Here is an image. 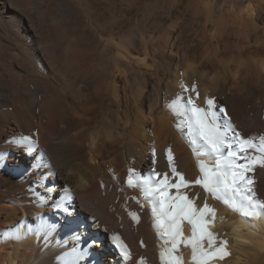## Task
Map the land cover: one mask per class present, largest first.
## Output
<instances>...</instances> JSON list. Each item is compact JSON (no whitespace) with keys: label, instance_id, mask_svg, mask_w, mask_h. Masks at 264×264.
<instances>
[{"label":"bare ground","instance_id":"obj_1","mask_svg":"<svg viewBox=\"0 0 264 264\" xmlns=\"http://www.w3.org/2000/svg\"><path fill=\"white\" fill-rule=\"evenodd\" d=\"M193 85L199 107L214 97L243 137L264 135V0H0V264H93L92 250L103 264H168L169 253L193 264L187 220L173 249L128 183L130 168L147 174L153 149L157 171H170V148L188 181L202 178L200 161L214 166L194 154L187 125L177 127L185 117L169 107L195 98ZM21 136L37 150L10 143ZM256 181L264 201V167ZM181 191L203 196L200 185ZM70 192V214L54 210ZM208 203L218 217L210 230L231 241L226 264H264V218L252 227L221 201ZM68 216L100 241L63 238Z\"/></svg>","mask_w":264,"mask_h":264},{"label":"snow or ice","instance_id":"obj_2","mask_svg":"<svg viewBox=\"0 0 264 264\" xmlns=\"http://www.w3.org/2000/svg\"><path fill=\"white\" fill-rule=\"evenodd\" d=\"M191 91L196 93L195 98L191 95L177 97L169 107L175 114L185 117V120L177 127L183 131L182 125H187L186 135L191 137L189 142L193 145L194 154L198 157L204 154L211 155L215 161L214 166L209 169L203 161H200L202 178L188 181L174 166L175 161L170 148L167 150L170 171H157L153 149L147 174L137 173L130 168L128 183L130 186H139L144 198L149 200L158 233L161 228H164V235L171 241L173 249L181 243L179 237L183 233L180 221L187 220L191 225L192 235L184 243L191 246L193 264H226L227 259L232 255L231 241L227 238L226 230H210L209 226L218 217L215 209L208 203V197L221 201L252 227H255L254 219L264 218V201L257 197L255 190L257 168L264 167V135L259 136L258 144L254 136L242 137L241 133L235 129L226 108L218 106L214 97L205 99L206 107H199L196 102L199 93L196 92L195 85L192 86ZM184 92L187 94L188 89L185 88ZM181 100L182 103L178 102ZM197 137L200 143H197ZM10 143L24 145V150L29 154L38 148L36 142L28 136L13 138ZM197 148L200 151H197ZM250 150L259 151L261 155H252ZM238 160L241 162L238 163ZM175 177H179V180H175ZM189 184L200 185L203 196L201 192H194L189 198L186 192H182L181 189H187ZM172 189L175 190L174 193L170 191ZM201 197L204 201L203 205L197 206V199ZM53 209L70 214L68 196L54 203ZM130 215L134 221L139 222L136 213L132 212ZM15 239L19 240L20 235L16 234ZM118 247H121L123 257L128 259L129 253L126 246L118 245ZM160 256L163 261L165 253L161 252ZM168 264H180V258H173L169 253Z\"/></svg>","mask_w":264,"mask_h":264},{"label":"rangeland","instance_id":"obj_3","mask_svg":"<svg viewBox=\"0 0 264 264\" xmlns=\"http://www.w3.org/2000/svg\"><path fill=\"white\" fill-rule=\"evenodd\" d=\"M250 113H251V115H254V114H253V111H251ZM246 116H247V115H246ZM253 154H254V151H253Z\"/></svg>","mask_w":264,"mask_h":264}]
</instances>
